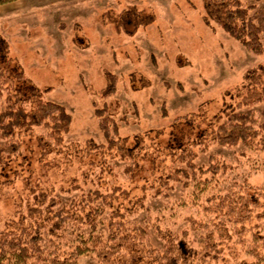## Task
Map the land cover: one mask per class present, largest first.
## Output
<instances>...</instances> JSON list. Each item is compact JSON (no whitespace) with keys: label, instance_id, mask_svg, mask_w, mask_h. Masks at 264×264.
<instances>
[{"label":"rangeland","instance_id":"374dc122","mask_svg":"<svg viewBox=\"0 0 264 264\" xmlns=\"http://www.w3.org/2000/svg\"><path fill=\"white\" fill-rule=\"evenodd\" d=\"M0 34L9 68L22 66L73 117L60 144L43 126L24 130L0 166V235L51 197L120 187L110 212H126L147 236L116 243L107 264H154L151 247L174 239L178 264H264V141L215 140L233 109L264 119V54L218 25L206 0H17L0 7ZM110 74L117 90L106 96ZM105 105L122 149L90 148L106 143L95 114ZM177 167L189 181L169 178Z\"/></svg>","mask_w":264,"mask_h":264},{"label":"trees","instance_id":"16d2710c","mask_svg":"<svg viewBox=\"0 0 264 264\" xmlns=\"http://www.w3.org/2000/svg\"><path fill=\"white\" fill-rule=\"evenodd\" d=\"M14 1L17 0H0V7ZM245 1L206 0V6L209 16L229 35L249 51L264 54V0ZM9 49V42L0 34V166L7 157L19 151L20 135L24 130L43 126L49 140L60 144L73 121L67 107L46 98V91L28 76L22 66L16 64L9 68ZM109 79L106 96L117 90L116 76L110 74ZM263 98L264 88L257 99ZM95 114L100 119L99 126L106 143L92 142L90 148L122 149L119 124L108 106L96 108ZM260 119L252 108L233 109L227 120L218 126L215 140L222 146L248 144L258 136L264 141V119ZM190 155L186 153L188 158ZM187 166L196 174L197 166L191 159L187 160ZM217 168L216 164L212 165L214 172ZM175 173L178 179L182 174L188 181L191 178L186 167H177L169 178H174ZM197 182L206 180L198 179ZM118 192L126 193L120 187L111 192L95 189L83 194L81 201H66L54 196L40 206H33L29 214L18 220L16 229L1 233L0 264H80L81 256L90 252H96L102 257L101 264H107L106 256L112 254L116 243L128 245L147 236L146 227L131 221L126 212H110L112 200ZM151 251L156 257L154 264L179 262V243L175 239L161 248L152 246Z\"/></svg>","mask_w":264,"mask_h":264}]
</instances>
